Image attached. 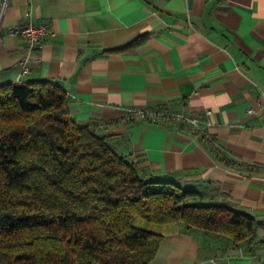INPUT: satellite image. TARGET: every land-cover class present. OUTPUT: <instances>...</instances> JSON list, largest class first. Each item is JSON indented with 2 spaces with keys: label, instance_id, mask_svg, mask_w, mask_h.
<instances>
[{
  "label": "crops",
  "instance_id": "0c3cea01",
  "mask_svg": "<svg viewBox=\"0 0 264 264\" xmlns=\"http://www.w3.org/2000/svg\"><path fill=\"white\" fill-rule=\"evenodd\" d=\"M29 23L51 30L31 56L10 32ZM26 81L58 82L71 116L105 122L102 132L142 172L259 223L250 243L235 245L137 218L163 235L148 264H264V0H0V85ZM135 110L200 117L223 150Z\"/></svg>",
  "mask_w": 264,
  "mask_h": 264
},
{
  "label": "trees",
  "instance_id": "16d2710c",
  "mask_svg": "<svg viewBox=\"0 0 264 264\" xmlns=\"http://www.w3.org/2000/svg\"><path fill=\"white\" fill-rule=\"evenodd\" d=\"M69 101L58 82L0 85V264H148L163 235L137 218L179 222L188 233L211 231L235 245L254 239L252 216L142 172L101 122H77Z\"/></svg>",
  "mask_w": 264,
  "mask_h": 264
},
{
  "label": "built area",
  "instance_id": "2783aa9c",
  "mask_svg": "<svg viewBox=\"0 0 264 264\" xmlns=\"http://www.w3.org/2000/svg\"><path fill=\"white\" fill-rule=\"evenodd\" d=\"M12 34L20 35L24 37L27 41V52L28 56H31L32 53L42 45L43 37L51 33L50 27L46 23L34 24L29 23L26 25L19 26L17 28L11 29ZM27 61H24L22 66V73L28 71ZM248 112L252 113L253 109H249ZM211 111H206V114H210ZM134 114H137L141 117H150L153 120H172L176 122H184V127L188 128L192 133L203 136L208 139L215 151L223 150L218 142H216L204 129L203 122L200 117L197 116H187L182 114H172V113H156V112H147L145 110H135ZM173 120V121H174ZM163 121V120H162ZM176 124V123H175ZM105 122H101L100 126H106Z\"/></svg>",
  "mask_w": 264,
  "mask_h": 264
}]
</instances>
